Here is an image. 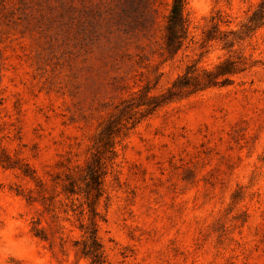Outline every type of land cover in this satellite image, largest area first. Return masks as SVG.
I'll list each match as a JSON object with an SVG mask.
<instances>
[{
	"label": "rangeland",
	"instance_id": "374dc122",
	"mask_svg": "<svg viewBox=\"0 0 264 264\" xmlns=\"http://www.w3.org/2000/svg\"><path fill=\"white\" fill-rule=\"evenodd\" d=\"M259 1L185 0L170 55V0H0V264H90L62 185L80 191L115 125L103 264H264V25L241 27ZM226 58L244 66L229 83L166 93Z\"/></svg>",
	"mask_w": 264,
	"mask_h": 264
},
{
	"label": "trees",
	"instance_id": "16d2710c",
	"mask_svg": "<svg viewBox=\"0 0 264 264\" xmlns=\"http://www.w3.org/2000/svg\"><path fill=\"white\" fill-rule=\"evenodd\" d=\"M185 0H170L169 10L166 16L164 25L163 44L168 54H175L184 44L188 36L187 21L183 14ZM216 22H221L220 16L216 17ZM218 21V22H217ZM217 25V24H216ZM264 25V0H260L257 6L248 16L246 22L241 25L243 32L251 33L257 27ZM232 33V31H229ZM207 40L213 39L210 35L206 36ZM244 70L243 64L240 60L226 58L215 65L213 69H203L201 72L197 71L192 65H188L185 71L177 77L173 84L167 89L166 93L174 95L182 91L195 92L216 85H223L229 83L231 75ZM177 91H173V89ZM153 103V105H151ZM148 106L155 107L158 105L156 97L153 96L148 100ZM116 126V125H115ZM115 126H107L101 132L98 155H94L92 162L86 163L84 168H80V175L83 176V187H79L80 191L76 192L70 177L67 176V184L62 185V192L66 195H82V202L80 203L79 214L89 212V222H79L78 229L82 233L80 253L89 260L90 264H103L104 255L102 245L97 236V211L96 204L102 195L101 174L102 169L107 162L112 159L114 154L113 136L116 128ZM117 127V126H116ZM118 130V127L117 129ZM83 173V174H82ZM37 196L42 202L45 201L43 197V190L45 184L42 181L37 182ZM79 193V194H78ZM42 229L35 228V233L41 239H47L41 235ZM78 242H76L77 244Z\"/></svg>",
	"mask_w": 264,
	"mask_h": 264
}]
</instances>
